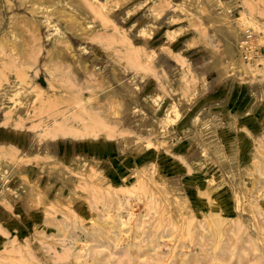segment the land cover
I'll return each mask as SVG.
<instances>
[{
  "label": "rangeland",
  "instance_id": "obj_1",
  "mask_svg": "<svg viewBox=\"0 0 264 264\" xmlns=\"http://www.w3.org/2000/svg\"><path fill=\"white\" fill-rule=\"evenodd\" d=\"M112 1L0 0V264H264V0Z\"/></svg>",
  "mask_w": 264,
  "mask_h": 264
},
{
  "label": "bare ground",
  "instance_id": "obj_2",
  "mask_svg": "<svg viewBox=\"0 0 264 264\" xmlns=\"http://www.w3.org/2000/svg\"><path fill=\"white\" fill-rule=\"evenodd\" d=\"M96 1L101 3V4H105L103 6V7L106 6L104 9L113 7V5L115 4V3H113L112 0H105V1L96 0ZM191 1H193V0H191ZM114 6H116V4ZM64 13H65V11H64ZM66 13H67V16L64 17L63 16V10L60 11V10L57 9L56 11H53L51 15L60 16V18L65 19L64 21H66L67 25H69V26L73 24L69 29L73 30L74 34L79 36L81 39L87 40V37L83 35V32L86 31L87 34L90 35L92 30H89L87 28V26L84 24V21L79 16V14L73 13L71 11H69V12L66 11ZM72 27H74V28H72ZM20 28H21V24H20V20L18 18V15L14 14V16L10 19V32L13 33L16 36L18 34V32L21 30ZM6 37H8V36H3L1 38L6 41L7 40ZM226 37H227V33H226ZM234 43H235V46L238 47L237 41H235ZM246 43H249V42H246ZM62 45H63L62 47H61V45H54L52 54H54V53H57V54H61L62 53V55L66 54L68 57H70V59L73 60L74 63H76V60H78V59H77L76 54L74 52L73 45L70 42H66V43H64ZM90 68L92 70L93 66H91L89 64H86V63L84 64V69L86 71L89 70ZM113 75H114V77L116 79H120L121 75H122V72L120 71V69L118 67L114 66L113 67ZM122 82H124V81H122ZM125 87H126V90H127L126 93H128L132 97H135L134 96V94H135L134 90L135 89L131 88V86L129 87V85H125ZM105 95H106L107 102L110 104L111 117L116 119L117 121L123 120L122 117H123V114L125 113L126 105H127L126 102H125V99H124L125 96H123L122 94L118 93L117 91H114L113 89L112 90L111 89H107ZM103 97H104V95H103ZM8 116H10V115H8ZM63 132H70V131L69 130H66V131L63 130ZM78 132L79 131H71L70 133L78 136L77 134L80 135V133H78ZM3 169H4V167H3ZM42 199H44V198H42Z\"/></svg>",
  "mask_w": 264,
  "mask_h": 264
},
{
  "label": "crops",
  "instance_id": "obj_3",
  "mask_svg": "<svg viewBox=\"0 0 264 264\" xmlns=\"http://www.w3.org/2000/svg\"><path fill=\"white\" fill-rule=\"evenodd\" d=\"M50 141H58V140H60V139H65V137L63 136H56L55 134H54V136H50ZM112 159L114 158V164H116L115 166L118 168V169H120V170H122V171H124L127 167H129V164H131L130 162H129V160H127L128 158H127V156H125V157H123L122 159H120L119 157H117L116 158V155H113L112 157H111ZM139 161H141V160H139ZM125 162V163H124ZM125 172V171H124Z\"/></svg>",
  "mask_w": 264,
  "mask_h": 264
},
{
  "label": "built area",
  "instance_id": "obj_4",
  "mask_svg": "<svg viewBox=\"0 0 264 264\" xmlns=\"http://www.w3.org/2000/svg\"><path fill=\"white\" fill-rule=\"evenodd\" d=\"M251 37H252L251 35H246V38H247L248 40H250Z\"/></svg>",
  "mask_w": 264,
  "mask_h": 264
}]
</instances>
